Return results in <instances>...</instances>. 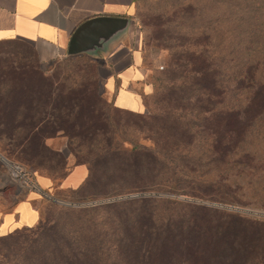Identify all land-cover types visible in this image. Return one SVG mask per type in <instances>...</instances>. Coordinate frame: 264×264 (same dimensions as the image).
I'll return each mask as SVG.
<instances>
[{
	"label": "trees",
	"instance_id": "16d2710c",
	"mask_svg": "<svg viewBox=\"0 0 264 264\" xmlns=\"http://www.w3.org/2000/svg\"><path fill=\"white\" fill-rule=\"evenodd\" d=\"M172 7L156 19L157 41L170 59L153 91L141 93L145 112L113 102L137 118L121 141L116 127L96 126L106 101L91 81L70 79L72 70L48 74L28 42H0L20 46L9 51L11 61L0 60V140L15 150L8 157L61 188L72 166L48 140L64 136L88 176L61 190L127 195L90 206L44 198L35 226L0 237H17L0 264H264L263 219L159 196L197 197L220 186L217 178L197 175L203 156L217 155L211 163L220 167L236 149L247 153V131L253 136L264 120V0H176Z\"/></svg>",
	"mask_w": 264,
	"mask_h": 264
},
{
	"label": "crops",
	"instance_id": "0c3cea01",
	"mask_svg": "<svg viewBox=\"0 0 264 264\" xmlns=\"http://www.w3.org/2000/svg\"><path fill=\"white\" fill-rule=\"evenodd\" d=\"M140 0H0V42L21 40L32 44L42 63L67 52L75 30L97 17H135ZM103 73V92L115 106L145 112L141 93L150 94L153 85L143 68V39L135 24L128 32L110 42L106 52L96 57ZM43 65V64H42ZM0 152V237L21 227L35 226L41 217L38 204L52 197L53 182L37 175L39 190H27L14 178ZM88 176L85 164L72 165L61 184L77 188Z\"/></svg>",
	"mask_w": 264,
	"mask_h": 264
},
{
	"label": "rangeland",
	"instance_id": "374dc122",
	"mask_svg": "<svg viewBox=\"0 0 264 264\" xmlns=\"http://www.w3.org/2000/svg\"><path fill=\"white\" fill-rule=\"evenodd\" d=\"M175 1L176 0H140L135 17L133 18L138 32L142 34L144 54L143 68L148 72V81L152 85L154 77L163 71L170 59L168 49L165 48L163 43L157 41L159 37V27L156 24V19L159 21V16L170 10ZM15 48H20L19 44L1 46L0 60L9 59L11 57L9 51ZM27 49L30 48L27 46ZM33 55L34 54H32V57L34 59L35 56ZM89 59L87 55L69 56L67 52L45 63H42L39 58L42 70L48 72V74L57 71L64 74L66 73L65 71L72 70L73 72L69 75L70 79L75 80L80 78L84 79L86 82L91 81V83L94 84V87L97 88L98 92L102 94L106 101L102 111L98 113L101 121H99L96 126L102 131L107 128L113 130L114 127H116L117 136L115 140L121 141L123 135L129 134L126 132L128 122L137 120V118L126 111H119L114 108L112 97L103 92L101 74L103 75L104 72L99 73V69H95ZM155 97L148 99L149 107L152 112L157 109ZM213 122L214 120L212 119L211 123ZM234 122V120H231V124ZM254 129L253 136H250V134H248L249 131H247V144L244 146L247 149V153L245 154L241 152V150L236 149L230 158L229 165L217 167L214 163H211L213 159L215 160L218 157L217 155L209 154L203 156L202 163L198 167V172H196L198 173L197 175H203V178H217L221 181L220 186H209L206 192L198 194L197 197H187L169 193H161L159 196L177 198L205 206L222 208L232 212H239L250 219L264 220V120L262 124L259 123ZM137 135L142 143L150 144V140H148L145 135L140 133ZM235 141L236 140H234V142ZM211 142V140L208 141V143ZM202 143L203 142H201V144ZM48 144L52 148L62 151L67 156L68 166H72L78 160L72 148V152L70 151L67 137L60 136L49 139ZM10 151L15 150L9 140L1 139L0 152L8 157ZM7 157L6 162L9 168L12 169L13 172L18 171L16 168L17 166L25 169L30 179H27V181L32 184L30 185L32 190H39L36 176L38 174L40 175V173L33 171V169L29 167V163L25 161L13 158L12 156ZM208 157H210V159H208ZM52 195L53 197L48 198L58 204L57 206H90L115 199L126 198L127 196L100 197L95 194L83 195L81 193L72 192L71 190H61V188H56L54 186ZM53 209L54 207L47 206L46 209L44 206L41 211L49 210L51 212ZM251 237H253L251 240L256 241L254 236ZM16 241L17 237H8L7 239L0 240V262L11 257L15 250ZM259 242L264 245V240Z\"/></svg>",
	"mask_w": 264,
	"mask_h": 264
},
{
	"label": "water",
	"instance_id": "95a60500",
	"mask_svg": "<svg viewBox=\"0 0 264 264\" xmlns=\"http://www.w3.org/2000/svg\"><path fill=\"white\" fill-rule=\"evenodd\" d=\"M133 24L134 20L129 18L90 19L81 24L71 36L67 54L96 57L100 52H106L108 44L128 32Z\"/></svg>",
	"mask_w": 264,
	"mask_h": 264
},
{
	"label": "built area",
	"instance_id": "2783aa9c",
	"mask_svg": "<svg viewBox=\"0 0 264 264\" xmlns=\"http://www.w3.org/2000/svg\"><path fill=\"white\" fill-rule=\"evenodd\" d=\"M16 168L18 169V171L14 172V178L20 181L22 187L27 190H32V187L30 186L32 184L27 181V179L30 180L27 171L20 166H17Z\"/></svg>",
	"mask_w": 264,
	"mask_h": 264
}]
</instances>
